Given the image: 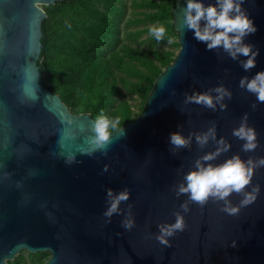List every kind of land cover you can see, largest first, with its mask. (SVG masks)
I'll list each match as a JSON object with an SVG mask.
<instances>
[{
	"label": "water",
	"instance_id": "95a60500",
	"mask_svg": "<svg viewBox=\"0 0 264 264\" xmlns=\"http://www.w3.org/2000/svg\"><path fill=\"white\" fill-rule=\"evenodd\" d=\"M57 1L63 0H0V264L22 250L48 252L43 264H264V167L254 170L245 190L259 187L253 203L241 206L236 193L228 197L236 214L223 211L224 201L210 198L201 206L174 190L196 159L215 150L212 142L201 149L195 141L213 125L217 139L230 145L214 165L234 155L264 158V103L239 86L264 72V0L242 4L257 28L245 42L259 49L248 71L197 42L183 25L187 0H175L178 50L140 113L109 132L104 148L94 143L90 113L72 112L42 84L43 6ZM220 86L232 93L223 111L184 103L186 95ZM245 114L257 133L254 152L242 151L244 142L232 135ZM177 131L192 134V145L173 154L169 134ZM108 189L129 193L110 219L104 215ZM174 213L185 228L161 243L160 226L174 224ZM129 219L133 227L126 229Z\"/></svg>",
	"mask_w": 264,
	"mask_h": 264
},
{
	"label": "trees",
	"instance_id": "16d2710c",
	"mask_svg": "<svg viewBox=\"0 0 264 264\" xmlns=\"http://www.w3.org/2000/svg\"><path fill=\"white\" fill-rule=\"evenodd\" d=\"M174 2L63 0L44 5L38 61L43 86L74 113L88 112L95 121L100 116L119 118L115 129L131 121L178 50ZM160 25L166 35L158 42L149 28ZM32 255L31 264H43L49 257L48 252ZM19 258L20 253L8 264H21Z\"/></svg>",
	"mask_w": 264,
	"mask_h": 264
},
{
	"label": "clouds",
	"instance_id": "9594fccd",
	"mask_svg": "<svg viewBox=\"0 0 264 264\" xmlns=\"http://www.w3.org/2000/svg\"><path fill=\"white\" fill-rule=\"evenodd\" d=\"M244 0H215V3H208L203 0H187L186 7L183 9V25L193 33V38L206 45L207 51L222 50L232 60H239L245 71L251 70L256 66V57L259 49L254 50V45L245 42L246 37L254 35L257 28L252 19L242 10ZM149 34L158 42L162 41L166 35L163 25L152 26ZM240 57H247L241 60ZM242 89L256 96L257 101L264 103V72H258L251 79L244 77L240 80ZM215 93L213 95L212 93ZM232 93L223 86L210 89L209 92L201 94L186 95L185 104H197L207 109L215 111L217 106L221 111L226 109L223 101L231 99ZM255 104L253 108H255ZM247 114L242 118L239 127L234 128L232 135L243 141L242 151L254 152L258 147L256 131L247 126ZM119 118L109 119L100 116L94 123L95 133L94 143L101 148L106 147L109 142V129H115L119 125ZM178 127H180L178 125ZM192 134L185 138L179 131L169 134V144L172 146L173 154L180 149H190L192 145ZM197 145L203 149L210 142L215 144V150L204 154L196 159L194 170L189 171L183 176V182L175 187L177 197L187 195L188 200L205 205L209 199L224 201L223 211L228 214H236L239 209L229 204L228 197L233 193L242 195L241 206L251 204L256 199L259 187H253L251 192L245 191L252 183L254 170L264 167V158L257 160H242L238 155L226 159L223 163L214 165L215 161L223 153L230 149V145L224 139H217L215 126L209 128L202 134L195 136ZM107 170V169H105ZM129 199L127 190L117 194L112 189L107 190L108 207L104 215L109 219L113 214L120 213V204ZM181 208L187 212L188 203L181 204ZM175 223L168 226H160L161 235L157 237L161 243H167L165 237H171L177 231L185 228L183 217L179 213ZM123 227L131 229L133 222L125 220Z\"/></svg>",
	"mask_w": 264,
	"mask_h": 264
},
{
	"label": "rangeland",
	"instance_id": "374dc122",
	"mask_svg": "<svg viewBox=\"0 0 264 264\" xmlns=\"http://www.w3.org/2000/svg\"><path fill=\"white\" fill-rule=\"evenodd\" d=\"M146 34H143L142 37H145ZM177 39V38H176ZM166 46H169L168 44H166ZM20 253V258L19 260L21 261V264H31L34 260H35V256H33L32 254L35 253H29L25 250H22L19 252ZM18 253V254H19ZM17 254V255H18Z\"/></svg>",
	"mask_w": 264,
	"mask_h": 264
}]
</instances>
